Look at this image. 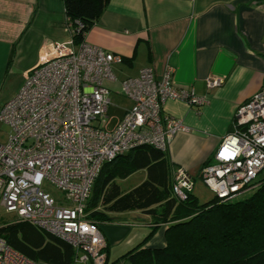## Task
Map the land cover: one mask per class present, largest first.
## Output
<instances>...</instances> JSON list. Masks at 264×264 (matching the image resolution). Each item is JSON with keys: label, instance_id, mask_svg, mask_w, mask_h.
<instances>
[{"label": "built area", "instance_id": "1", "mask_svg": "<svg viewBox=\"0 0 264 264\" xmlns=\"http://www.w3.org/2000/svg\"><path fill=\"white\" fill-rule=\"evenodd\" d=\"M119 58L84 41L52 42L45 56L24 74L18 93L0 109L10 129L0 146V206L18 221L70 245L73 264H105V240L99 224L87 219L86 204L102 167L139 147L165 153L176 134L187 132L180 120L162 113L167 101L203 106L207 99L177 90L173 70L156 78L150 67L124 80L123 95L132 102L108 128L112 64ZM220 80H207L209 89ZM264 170V86L236 110L233 131L219 144L200 180L222 202L248 195ZM51 186L61 202L43 189ZM178 201L193 190L183 168L173 174ZM0 264H36L0 238Z\"/></svg>", "mask_w": 264, "mask_h": 264}, {"label": "crops", "instance_id": "2", "mask_svg": "<svg viewBox=\"0 0 264 264\" xmlns=\"http://www.w3.org/2000/svg\"><path fill=\"white\" fill-rule=\"evenodd\" d=\"M70 38L63 0H0V95L9 91L0 107L18 93L24 74L50 43ZM84 42L119 58L112 64L115 82L105 85L119 86L146 67L156 78L171 68L177 90L207 99L203 106L167 101L162 108L188 128L175 135L165 156L173 171L187 172L193 188L201 168L233 131L238 107L264 86V0H109ZM209 79L220 80V86L209 89ZM124 99L128 105L115 124L132 107ZM134 212L99 223L106 264H128L121 257L150 233L152 217ZM166 228L159 226L144 248L165 247Z\"/></svg>", "mask_w": 264, "mask_h": 264}, {"label": "trees", "instance_id": "3", "mask_svg": "<svg viewBox=\"0 0 264 264\" xmlns=\"http://www.w3.org/2000/svg\"><path fill=\"white\" fill-rule=\"evenodd\" d=\"M108 1L63 0L75 45L84 41ZM142 170V183L123 194L115 180ZM173 174L165 153L151 147L116 158L102 167L92 186L87 219L99 224L129 211L152 217L150 233L121 257L128 264H264V179L248 195L227 202L214 197L202 204L192 192L183 201L173 197ZM162 225L167 226L165 247L144 248ZM0 238L36 264H73L70 245L28 222H0Z\"/></svg>", "mask_w": 264, "mask_h": 264}, {"label": "rangeland", "instance_id": "4", "mask_svg": "<svg viewBox=\"0 0 264 264\" xmlns=\"http://www.w3.org/2000/svg\"><path fill=\"white\" fill-rule=\"evenodd\" d=\"M105 87L111 91L110 93L111 101L109 102L110 104L109 105L110 106V109H109L110 117L109 118L112 119V122L110 124V128H111L115 126L114 124H115L117 117H119L118 115H122L121 113H119V111L121 109H124L125 106L128 105V101L124 99L125 96L123 95L122 84H120L119 86L116 85V87L108 86L106 84ZM119 94H121L124 97L123 98L122 96L120 97ZM7 95H9V91L8 92L4 91L0 95V98L2 99L6 97ZM9 132H10V129L8 128V126L0 122V146H3L8 142ZM144 178H145L144 172L138 171L126 179H117L115 181L117 185L120 187L121 192L125 194L131 189H133L134 187L138 186L140 183H142ZM259 179H264V170H262V172L260 173ZM195 182L196 184L193 188V194L196 195L199 202L203 204V203H207L211 201L214 198V195L206 188V186L202 183L201 180L196 179ZM43 189L47 191L55 199L57 203L61 202V194L56 189H54L51 186H47V185H44ZM133 212L134 211L124 212L121 214H117L115 217H119V215L120 217H130L132 216V214L135 213ZM14 219H16V216L14 214L6 213L5 209L0 206V222H11Z\"/></svg>", "mask_w": 264, "mask_h": 264}, {"label": "water", "instance_id": "5", "mask_svg": "<svg viewBox=\"0 0 264 264\" xmlns=\"http://www.w3.org/2000/svg\"><path fill=\"white\" fill-rule=\"evenodd\" d=\"M105 259H106V255H105ZM105 263H106V260H105Z\"/></svg>", "mask_w": 264, "mask_h": 264}]
</instances>
